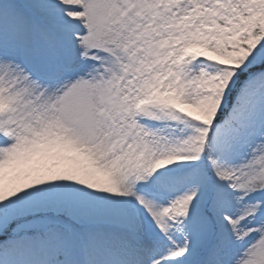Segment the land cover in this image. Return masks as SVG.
Listing matches in <instances>:
<instances>
[{
	"label": "snow or ice",
	"instance_id": "1",
	"mask_svg": "<svg viewBox=\"0 0 264 264\" xmlns=\"http://www.w3.org/2000/svg\"><path fill=\"white\" fill-rule=\"evenodd\" d=\"M0 264H264V0H0Z\"/></svg>",
	"mask_w": 264,
	"mask_h": 264
}]
</instances>
